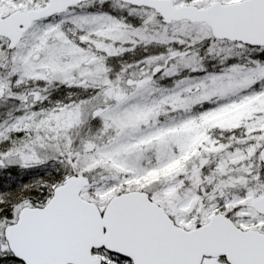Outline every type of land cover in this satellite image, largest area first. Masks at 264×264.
Instances as JSON below:
<instances>
[{
	"label": "snow or ice",
	"instance_id": "snow-or-ice-1",
	"mask_svg": "<svg viewBox=\"0 0 264 264\" xmlns=\"http://www.w3.org/2000/svg\"><path fill=\"white\" fill-rule=\"evenodd\" d=\"M0 264H264V0H0Z\"/></svg>",
	"mask_w": 264,
	"mask_h": 264
}]
</instances>
